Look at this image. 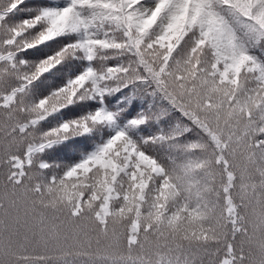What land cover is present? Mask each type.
<instances>
[{"label":"snow or ice","instance_id":"6c2138e0","mask_svg":"<svg viewBox=\"0 0 264 264\" xmlns=\"http://www.w3.org/2000/svg\"><path fill=\"white\" fill-rule=\"evenodd\" d=\"M0 264H264V0H0Z\"/></svg>","mask_w":264,"mask_h":264}]
</instances>
